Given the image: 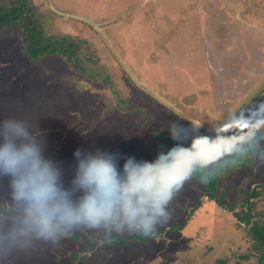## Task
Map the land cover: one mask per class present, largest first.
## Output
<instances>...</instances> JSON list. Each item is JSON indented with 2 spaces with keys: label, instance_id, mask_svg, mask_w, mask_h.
Here are the masks:
<instances>
[{
  "label": "rangeland",
  "instance_id": "374dc122",
  "mask_svg": "<svg viewBox=\"0 0 264 264\" xmlns=\"http://www.w3.org/2000/svg\"><path fill=\"white\" fill-rule=\"evenodd\" d=\"M31 1L47 35L83 41L85 72L60 55L30 61L21 29L3 31L0 119L38 124L46 155L63 168L65 183L74 174L76 149L153 160L159 150L167 151L153 127L184 124L190 143L196 135H224L214 129L230 115L245 113L248 131H264V118L247 116L264 102V0ZM225 163L230 161L215 168L217 194L236 212L250 205L252 217L264 222V190L248 198L256 184H264V160L250 156L236 166ZM0 205L16 210L1 216L5 222L21 215L7 199ZM168 210L170 219L146 241L118 247L108 243L117 231L80 228L56 246L39 241L14 252L7 264H260L263 251L246 222L209 200L195 178L185 182ZM183 220L181 229L170 228ZM75 232L81 238L69 236ZM86 234L98 243L87 248L83 261Z\"/></svg>",
  "mask_w": 264,
  "mask_h": 264
},
{
  "label": "clouds",
  "instance_id": "9594fccd",
  "mask_svg": "<svg viewBox=\"0 0 264 264\" xmlns=\"http://www.w3.org/2000/svg\"><path fill=\"white\" fill-rule=\"evenodd\" d=\"M247 116L264 118V102ZM245 117L232 114L214 129L224 135H196L190 143L187 126L173 122L170 132L177 142L153 160L76 149L69 183L63 168L46 155L38 124L0 119V199L21 213L8 222L0 217V264L39 241L56 246L64 234L80 228L150 236L170 219L171 201L194 173H203L207 181L222 162L264 160V131H248Z\"/></svg>",
  "mask_w": 264,
  "mask_h": 264
},
{
  "label": "trees",
  "instance_id": "16d2710c",
  "mask_svg": "<svg viewBox=\"0 0 264 264\" xmlns=\"http://www.w3.org/2000/svg\"><path fill=\"white\" fill-rule=\"evenodd\" d=\"M12 27H18L21 29L23 36V52L25 57L30 61H38L46 56L60 55L70 63V65L78 70L85 72V68L82 65L79 57V50L81 48L82 40L75 38L69 34L62 35H52L46 34L44 30L43 23L40 18L39 8L31 0H0V33L10 29ZM153 136L165 147H171L177 141L173 139L170 128L159 129V127H153ZM198 180L202 186L205 196L209 200H213L218 205L223 208L233 212V214L240 221H245L248 225V231L251 239L257 245L260 251H263L259 257V263L264 264V222L254 219L251 212L248 210L250 205H246V211L234 210V206L223 201V196L218 195L217 192L220 187L219 174L214 169V174L212 177L205 181L203 178V173L197 171L192 176ZM264 190V184H256L249 193L248 198H253L261 195ZM200 206V201H198L189 211L192 214ZM9 211L15 212V209H10L4 205H0V217L6 215ZM186 220L182 223L176 224L172 223L170 228L172 230H179L185 225ZM85 234V233H84ZM72 239L76 240L81 238L79 232H75L69 235ZM144 236L141 232H136L135 234L125 237L124 235L115 233L108 239V243L113 246H123L131 242H143L152 237ZM84 239L88 240L87 245L82 246V254L79 255L81 260H87L88 256L85 253L87 248L92 244H97L98 241L91 236L86 234ZM71 255H77V253L72 252ZM219 264H224L223 260L219 261Z\"/></svg>",
  "mask_w": 264,
  "mask_h": 264
}]
</instances>
